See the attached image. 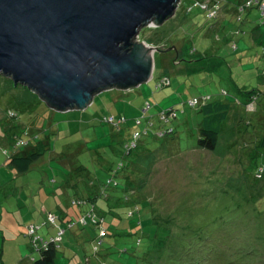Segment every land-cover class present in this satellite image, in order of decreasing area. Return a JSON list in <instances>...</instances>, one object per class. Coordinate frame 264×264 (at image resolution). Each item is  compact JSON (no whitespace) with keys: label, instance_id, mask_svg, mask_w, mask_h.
I'll list each match as a JSON object with an SVG mask.
<instances>
[{"label":"rangeland","instance_id":"374dc122","mask_svg":"<svg viewBox=\"0 0 264 264\" xmlns=\"http://www.w3.org/2000/svg\"><path fill=\"white\" fill-rule=\"evenodd\" d=\"M196 1L181 0L175 15L163 25L141 30L140 40L150 45L176 46L155 52L151 80L130 90H104L85 110L55 111L29 88L15 86L0 75V247L6 237L0 264H28L31 257H40L32 248L33 218L28 213L35 203L54 204L56 187L61 207L50 208L56 224H45L40 233L51 239L66 228L59 240L57 264H191L189 254L195 264H264V210L260 211L264 177H256L264 156L251 151L254 144H248L245 130L257 124L243 123L237 111L224 123L217 148L206 149L198 145L203 115L187 103L193 96L215 94L222 87L232 98L236 93L232 78L241 86L264 88L263 45L246 48L241 35L236 37L238 50H232L225 45L226 38L233 37L237 25L226 30L221 26L233 19L232 6L225 5L221 16L211 19ZM251 11L264 32V16L257 6ZM177 53L184 60L212 55L223 64L215 72L187 74L180 69L193 62L177 64ZM167 75L171 84L156 89L161 77L167 82ZM147 102L152 104L148 110ZM257 103L264 104V95ZM172 106L179 108L178 118L170 123L176 128L174 134L144 135L131 154H123L128 127L142 132L148 117L155 127L162 126L158 114ZM111 114L127 115L122 130L104 121ZM249 116L255 118V113ZM8 127L17 133L28 128L25 138L35 134L50 142L26 173L7 164L15 151ZM116 179L120 185L115 189L111 183ZM91 195H97L94 204L105 215L102 225L91 218L80 223L78 214L84 205L72 203ZM225 215L235 218L226 221L228 217L221 218ZM220 220L223 227L214 229ZM102 229L107 230L103 235ZM184 239L194 244L189 254L180 241ZM174 241L178 252L172 250Z\"/></svg>","mask_w":264,"mask_h":264},{"label":"water","instance_id":"95a60500","mask_svg":"<svg viewBox=\"0 0 264 264\" xmlns=\"http://www.w3.org/2000/svg\"><path fill=\"white\" fill-rule=\"evenodd\" d=\"M181 0H0V75L58 112L85 110L107 89L153 78L155 52L140 40Z\"/></svg>","mask_w":264,"mask_h":264},{"label":"trees","instance_id":"16d2710c","mask_svg":"<svg viewBox=\"0 0 264 264\" xmlns=\"http://www.w3.org/2000/svg\"><path fill=\"white\" fill-rule=\"evenodd\" d=\"M224 1L223 0H210L211 4L214 2L215 3L217 2L218 7H219L218 13L215 16L209 17L208 16L209 11L208 10H206V11L204 10V11L206 12V15L208 18L213 19V18H217V17L221 16V13H222L225 5H226V7H228V9L230 8V6H232L233 14H235V15H234V21L231 24L235 25V27L237 25V27L234 29V31H232L233 37L227 36L226 39L228 40L227 45H229L232 50L236 51V50H238V47H239V45H238L239 41H237L236 37L246 34V31L243 28V24H244L245 19H246V16H245L246 12L250 11L251 9L255 8L256 6L259 8V6L253 5L252 7L248 8L244 11H240V7L244 3V0H239V1H237V0H224ZM197 2H198V0L196 1V3ZM226 2H227V4H226ZM196 3H195V5H196ZM196 6H198V5H196ZM199 7L201 8V6H199ZM189 10H192V8L190 7ZM259 10L261 12L260 8H259ZM224 30H225V28H224ZM263 49H264V44H263ZM177 59L180 62H182V61L193 62L191 66H186V65L184 66L185 72L187 74L188 73L191 74V73H195V72H199V71L205 72V73L215 72V71L219 70L223 64V61L221 62V60L216 58V56L214 57L212 55H207V54L202 55L199 58H195L193 60H187V59L184 60L182 57L179 58V56ZM260 75L264 77V67H263ZM161 79H162V77L159 79V81ZM168 79H169V84H165V85L171 84V80H170L169 76H168ZM232 81L234 82L235 88H236V90H235L236 93L233 95L232 98L229 95V93H230L229 90H227L225 88H220L215 94L203 93L201 95H196V96L191 97L189 99V102H187L190 107L196 108L203 115V119L200 122V127H199V135L200 136L198 138V145L200 147L210 149V150L216 149L218 146V143H219L222 128L224 127V123L230 119L231 114H233V113L237 114V111H238L239 117H241V119H242L240 121L245 120L243 123L246 122L248 126L254 122L257 124V126L252 130L246 126L245 130H246L247 134L249 135L247 141H249L248 144H254L253 147L251 146V151L256 150V152L258 154L264 156V104L258 105V103H257L258 100L260 99V97L262 95H264V88H261V87L260 88L259 87L258 88H248V86H241V83L237 82L236 80L232 79ZM156 89H159V88H156ZM205 97H207V98H205ZM194 100H196V102L194 104H192L191 102ZM147 104H150V108H152V104L150 102L149 103L147 102ZM147 104H146V106H147ZM146 106H145V108H146ZM177 107L178 106H172V107L168 108L167 110H165V109L163 110V111H166L167 113H169V117L166 120H162L160 118V114H158L159 115V121L162 122V124H163L162 126L155 127V124H156V123H154L155 121H153L149 117L146 118V126L144 128V131H147V133H144V131H142V132L139 131L135 126L134 127H128L127 129H129L128 132L130 134L128 136L129 137L128 141H126L124 144L125 149H124L123 154H131L132 151L139 146L138 139L143 137L144 135H149L150 133H153L154 135H156L158 137H168L169 135L174 134L176 132V128L173 125H170V123L174 119L178 118L179 108H177ZM182 112H183V109H182ZM249 113H255V118L250 117ZM172 114H173V116H172ZM110 118H113V119L111 120ZM137 119L138 120L136 121V124L140 125L142 122H141L140 118H137ZM104 121L110 122V123H112V125L114 127L118 128L119 130H122L121 125H122V123L128 121V117L125 114H119L118 116L115 114H111V115H106L104 117ZM152 128L153 129L156 128V131L152 132L151 131ZM6 130L9 132V136H8V133H7V136L14 138L13 142L15 144V151L8 158L7 164L9 166L13 167L19 173L28 172L32 168L33 164L37 160H39L40 157H42L44 155V153L50 148V142H47L41 138L38 139L39 136L36 138L35 134L32 135L33 137H30V139L25 138L24 135H27L28 129H22L21 131H19V133H17L16 130L11 129L10 127H8ZM19 139H24V140H27L28 142L25 145H16V141ZM248 153L250 154L249 151H248ZM120 166L122 168H124L126 165L123 163H120ZM260 168H263V170H264V165L261 164V165L257 166V172H256L257 178H258V172H259ZM263 174H264V172H263ZM261 176L264 177V175H262V174H261ZM116 177L117 176L115 175V178ZM111 184H114L115 185L114 187L116 189L120 185V182L118 179H116V180H113V183H111ZM130 191H131V193H135V190H130ZM97 198H98L97 195H91V196L86 197V199H78V200L75 199V200H73V202H72L73 204L84 205V209H82L80 214H78V216L80 215L78 217L79 219H81L84 216L86 219V223H87L88 219H90V217H87L88 213L93 211L98 216V222L95 224L101 223V225H102V223L105 222V215H103L101 212L97 211V208L94 204V200H97ZM263 201H264V198H263ZM90 202L93 204L91 207L88 206L90 204ZM86 206L89 208L88 209L85 208ZM263 210L264 209H260L261 212ZM50 213H52V212L47 213L48 215H47L45 221H43L44 224H40L37 222L31 223V224L40 225V228L38 229L37 233L46 241H48L50 239V237L47 238L44 235H42L40 233L41 230L44 228L45 224H47V223L56 224V222L52 223L48 220V216ZM226 217H228L226 219V221H229V219L234 220L235 215L234 216L225 215V216H222L221 218H223V220H224ZM223 220H220V222L216 223V225L213 228L217 229V228L223 227V224H222ZM80 223H82V222H80ZM63 229H64V232H66V228H63ZM212 229H210L209 231H211ZM106 232H107V230H106ZM53 236L56 237L57 235L56 236L52 235V238H53ZM61 239L63 240V238H61ZM175 241H178V240L176 239ZM175 241L173 243V249H172L173 251L176 250L175 249ZM180 241L182 242L183 245H185V248H186L185 251L189 254L188 249H193L194 244L188 243L185 239L180 240ZM186 243H188V244H186ZM60 245H61V242H59L57 240H52V241H49V244L47 247H39L37 249V248H34L32 246V248L34 250H37L40 252V257H38V258L31 257L29 264H57L56 260H57ZM179 251H181L180 248H179ZM175 252H178V251H175ZM0 253H1V248H0ZM190 257L192 259V257H194V256H190V254H189V258ZM191 259H190V263L195 264L193 261H191Z\"/></svg>","mask_w":264,"mask_h":264},{"label":"built area","instance_id":"2783aa9c","mask_svg":"<svg viewBox=\"0 0 264 264\" xmlns=\"http://www.w3.org/2000/svg\"><path fill=\"white\" fill-rule=\"evenodd\" d=\"M196 5L198 6H201V8L203 10H208V16L209 17H212V16H215L217 13H218V4L217 2L215 3H210V0H201V1H198L196 3ZM253 5H258L259 8L261 9V12L262 14L264 15V0H244V3L242 4V6L240 7V11H244L250 7H252ZM235 46V45H234ZM165 84H169V79L167 80V82H165V79H161L157 84H156V88H160L162 86H164ZM207 98V97H205ZM196 102V100L192 101L191 103L194 104ZM147 109L150 107V104H147ZM10 113L12 114V116H15L16 113L13 112V111H10ZM160 118L162 120H166L168 117H169V113H167L166 111H161L160 113ZM173 116V114H172ZM111 120L113 118H110ZM139 122V121H138ZM170 130V129H169ZM144 133H147V131H144ZM161 134V133H160ZM27 140H24V139H19L16 141V145H25L27 144ZM263 172V168H260L259 169V172H258V176H261V173ZM87 217H90L92 219V221L94 223H97L98 222V216L95 212H90L88 213V216ZM48 220L52 223H55L56 220H57V217L50 213L49 216H48ZM102 221V220H101ZM80 222L82 223H86V219L85 217L83 216L81 219H80ZM44 224V223H42ZM73 224H71L70 226H72ZM40 228V225L38 224H30L29 225V235H30V238H31V244L34 248H39V247H47L48 244H49V241H52V240H61V234L64 232V229H60L59 232H58V236L56 237H53L51 238L50 240L46 241L44 240L38 233V229ZM101 234H105V229H102L101 230Z\"/></svg>","mask_w":264,"mask_h":264},{"label":"crops","instance_id":"0c3cea01","mask_svg":"<svg viewBox=\"0 0 264 264\" xmlns=\"http://www.w3.org/2000/svg\"><path fill=\"white\" fill-rule=\"evenodd\" d=\"M251 10L246 12V14H245L246 19H245V22L243 24V28L246 31V34L243 37L244 38V45L246 46V48L247 47L254 46V45H257L259 43L261 45L264 44V41H263V39H264V32L262 31L261 27L258 26V24L256 23L257 20H258V18H257V16H255L253 14V12ZM228 19H229V21L225 20L224 22L221 23V26L224 25L225 30L227 29V27L232 26L231 23L234 21V17H233V19H231V18H228ZM224 28H223V30H224ZM158 45L165 46L166 48L169 47V44L168 43H163V42L162 43H159ZM225 45H227V44H225ZM178 56H180L179 53H177L175 55V57H174V60H175V62L177 64L180 63V61L177 59ZM252 57H253V55H252ZM183 71L185 72V69L184 68H183V70L180 69V72H183ZM232 79L235 80L234 78H232ZM94 100H95V98H94ZM74 111H76V110H74ZM130 112H131V110H130ZM26 129H28V128H26ZM64 164L66 165V163H64ZM54 186H57L56 182L54 183ZM57 189L58 188L56 187L55 191ZM55 191H52V194H54V197L53 198L55 199L54 204L53 203L52 204H48L46 202L45 203L43 202V204L35 203L34 206L30 209L31 214L30 213H28V214H29V217H32L33 218V220H31L29 222V225L31 223H36V222L39 223L41 221L43 222L46 219L47 215H48L47 213L51 212V209L50 208L54 207V209H55L56 207H58V208L61 207V204L58 202L57 198L55 197L56 196V192ZM68 194H69V191L66 192V196H68ZM70 218H73V217L68 216V219H70ZM5 240H6V237H4V243L1 244V247H0L1 248V255L4 252V249H5ZM1 255H0V259H2V256ZM29 263L30 262H28V264Z\"/></svg>","mask_w":264,"mask_h":264},{"label":"flooded vegetation","instance_id":"af4514ba","mask_svg":"<svg viewBox=\"0 0 264 264\" xmlns=\"http://www.w3.org/2000/svg\"><path fill=\"white\" fill-rule=\"evenodd\" d=\"M174 43H171L169 46H172Z\"/></svg>","mask_w":264,"mask_h":264}]
</instances>
